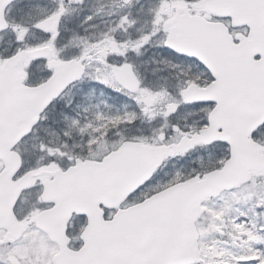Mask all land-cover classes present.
<instances>
[{"label":"snow or ice","instance_id":"1","mask_svg":"<svg viewBox=\"0 0 264 264\" xmlns=\"http://www.w3.org/2000/svg\"><path fill=\"white\" fill-rule=\"evenodd\" d=\"M0 264H264V0H0Z\"/></svg>","mask_w":264,"mask_h":264}]
</instances>
